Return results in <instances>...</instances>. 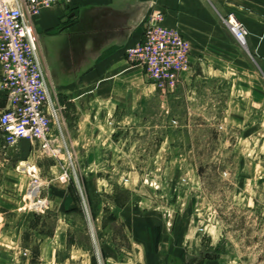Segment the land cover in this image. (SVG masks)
I'll return each mask as SVG.
<instances>
[{
    "label": "rangeland",
    "instance_id": "rangeland-1",
    "mask_svg": "<svg viewBox=\"0 0 264 264\" xmlns=\"http://www.w3.org/2000/svg\"><path fill=\"white\" fill-rule=\"evenodd\" d=\"M210 9L221 42L93 136L51 84L68 158L22 161L0 130V264H264L263 65Z\"/></svg>",
    "mask_w": 264,
    "mask_h": 264
},
{
    "label": "crops",
    "instance_id": "crops-1",
    "mask_svg": "<svg viewBox=\"0 0 264 264\" xmlns=\"http://www.w3.org/2000/svg\"><path fill=\"white\" fill-rule=\"evenodd\" d=\"M210 7L228 9L242 23L264 70V0H67L41 9L34 27L46 75L72 96L78 133L88 129L93 136L118 111L134 110L155 94L143 68L124 55L141 41L154 10L163 13L165 27L180 32L193 55L221 42ZM62 15L70 21L62 23Z\"/></svg>",
    "mask_w": 264,
    "mask_h": 264
},
{
    "label": "built area",
    "instance_id": "built-area-1",
    "mask_svg": "<svg viewBox=\"0 0 264 264\" xmlns=\"http://www.w3.org/2000/svg\"><path fill=\"white\" fill-rule=\"evenodd\" d=\"M67 0H0V91L4 107L0 130L5 148L25 139L36 151L54 161L67 155L64 121L57 93L49 83L34 22L41 9ZM154 10L139 43L125 49V59L143 68L147 83L162 93H173L183 72L189 70L190 46L176 28L163 25ZM236 42L246 47L247 29L234 15L224 21ZM60 181L66 182L64 172Z\"/></svg>",
    "mask_w": 264,
    "mask_h": 264
},
{
    "label": "water",
    "instance_id": "water-1",
    "mask_svg": "<svg viewBox=\"0 0 264 264\" xmlns=\"http://www.w3.org/2000/svg\"><path fill=\"white\" fill-rule=\"evenodd\" d=\"M245 51L248 53V49L244 47ZM7 153H11L12 156L19 155L22 161L26 160L30 154V144L27 140L22 139L19 142L18 149L16 147L7 148Z\"/></svg>",
    "mask_w": 264,
    "mask_h": 264
},
{
    "label": "trees",
    "instance_id": "trees-1",
    "mask_svg": "<svg viewBox=\"0 0 264 264\" xmlns=\"http://www.w3.org/2000/svg\"><path fill=\"white\" fill-rule=\"evenodd\" d=\"M260 73H262V74L264 75V72H263V71L260 72ZM4 105H5V103H4ZM3 107H4V106H3ZM50 190H51L52 195H53L54 197H56V198L63 199L64 196H65V192L62 191V190H58V189H55V188H51ZM115 203L118 205L117 202H115Z\"/></svg>",
    "mask_w": 264,
    "mask_h": 264
},
{
    "label": "bare ground",
    "instance_id": "bare-ground-1",
    "mask_svg": "<svg viewBox=\"0 0 264 264\" xmlns=\"http://www.w3.org/2000/svg\"><path fill=\"white\" fill-rule=\"evenodd\" d=\"M34 186H36V185H34ZM36 193H37V187L33 188V189L30 191V196L32 197V196L36 195ZM42 203H43V202H42Z\"/></svg>",
    "mask_w": 264,
    "mask_h": 264
}]
</instances>
